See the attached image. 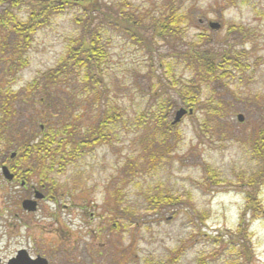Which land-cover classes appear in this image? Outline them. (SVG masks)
Returning <instances> with one entry per match:
<instances>
[{
  "label": "rangeland",
  "instance_id": "374dc122",
  "mask_svg": "<svg viewBox=\"0 0 264 264\" xmlns=\"http://www.w3.org/2000/svg\"><path fill=\"white\" fill-rule=\"evenodd\" d=\"M96 2L91 35L100 37L107 54L101 97L96 101V92L82 94L83 84L75 80L64 85V92L82 133L98 128L106 111L114 122L104 118L108 125L102 142L83 150L67 172L54 176V196L51 187H41L32 160H10L29 137L46 131L44 124L33 122L42 119L44 109L24 103L12 109L17 111L9 122L14 132H6L11 145L4 139L0 145L1 264L20 250L49 264L232 263L243 251L230 241L245 205L240 186L260 168L252 145L264 128V0ZM123 11L141 20L140 31L151 42L150 49L107 17ZM172 12L181 19L183 34L163 40L156 31ZM13 13L25 21L29 6ZM89 15L78 2L54 18L36 34L19 68L10 55L17 38L10 25L4 28L0 90L9 87L29 98V85L59 64L68 46L81 37ZM210 23L219 24V30H212ZM232 27L242 31H230ZM192 44L217 54L231 52L242 65L214 82L193 80L195 72L176 55ZM190 82L200 87V110L175 126L165 144L156 130L158 106L170 97L176 102L167 116L172 124L176 111L186 109L182 98L194 95ZM9 161L16 173H24L25 189L3 178L2 163ZM32 188L46 196L34 213L22 207L33 198ZM157 196L180 203L156 212L150 200ZM260 199L264 209V188ZM249 235L250 260L240 257V264H264V215L252 224Z\"/></svg>",
  "mask_w": 264,
  "mask_h": 264
},
{
  "label": "trees",
  "instance_id": "16d2710c",
  "mask_svg": "<svg viewBox=\"0 0 264 264\" xmlns=\"http://www.w3.org/2000/svg\"><path fill=\"white\" fill-rule=\"evenodd\" d=\"M81 3L86 12L90 13L88 20L82 23L84 27L82 28L81 37L68 46L65 57L53 70L29 85L26 90L29 92V98L21 96L20 93H12L9 87L0 90V113L2 114H0V145L3 139L11 145V137H7L6 132L9 134L14 132L12 130L13 126H10L9 122L17 113L16 110L12 109H19L17 108L18 104L24 103L33 107L38 104L40 108L44 109L42 119H35L33 122L34 124H44L46 131L39 137H29V141H25L21 145L19 159L29 158L33 161L35 164L33 173L39 176L41 186L51 187L49 194L53 195V190L56 189L54 176L67 172V169L75 164L79 157L84 155L83 150H91L102 142L104 139L102 131L108 125L105 122L106 118L108 122H114L113 117L110 118L108 111H106L105 119L101 120L98 128H88L86 132L82 133L77 121L71 116L73 111L67 104L68 97H65L67 94L64 92V85L70 81L72 82V80L82 82L84 87L81 89L82 94L87 93L90 95L91 92H96L94 94L95 98H93L96 101L100 99L101 88L104 87L103 66L107 54L101 45L100 37L91 35V27L95 22L92 13L98 11V5L96 0H86ZM6 4H10L8 8H5ZM77 4L78 2L75 0H0V10L1 7L5 8L3 11L1 10L2 12L0 11V32L10 25L17 38V41L14 42V48L10 51V55L15 56L16 59L12 63L13 66L19 68L18 62L21 63L39 31L48 28L54 18L66 14ZM24 5L29 6V14L25 21H20L13 10H19ZM107 17L118 26L124 27L125 31L132 33L135 39H139V42L144 43L147 47L150 46L151 42L140 31L144 27L141 20L133 14L123 11L119 12L117 17ZM76 22L79 23V21ZM181 24L183 23L176 12H172L166 19L160 21L156 36L163 40L169 38L180 39L183 34ZM230 31L241 32L242 29L232 27ZM6 39H8L7 36ZM4 44L3 50L5 51L6 43ZM176 55L178 61H182L187 69L195 72L193 80H199L203 83L220 80L223 76L229 75L231 67L240 68L242 65V62L234 57L231 52L217 54L212 50L201 49L200 46L193 44L184 53H177ZM4 72H7V70H4ZM190 85L195 92L191 98L181 97L183 106L197 112L200 110L197 99V96L200 95V87L192 82H190ZM60 101H62L61 104ZM177 106L171 97L158 106L159 115L156 118V130L165 144L173 137V130L176 129L172 124H168L167 116ZM189 117L191 119L193 115ZM175 137L178 138L176 133ZM252 151L254 157L260 163V168L240 186L245 196V205L240 215V226L237 235L232 237L230 241L238 243L243 251L237 252L238 260L235 259L229 264H240V257H245L247 261L250 260L251 252L248 245L250 244L251 235H249V231L252 224L264 215L260 199L264 188V128L254 140ZM178 200L173 197L157 196L150 200V205L154 208V211L159 212L175 205L174 202L180 203ZM116 226L118 227L117 223ZM113 229L114 226L111 227V231Z\"/></svg>",
  "mask_w": 264,
  "mask_h": 264
},
{
  "label": "water",
  "instance_id": "95a60500",
  "mask_svg": "<svg viewBox=\"0 0 264 264\" xmlns=\"http://www.w3.org/2000/svg\"><path fill=\"white\" fill-rule=\"evenodd\" d=\"M75 1L79 2V1H85V0H75ZM209 27L212 30H219L220 25L217 23H210ZM188 114L192 115L193 110L187 111L183 108L179 109L175 114V118L172 123L173 126H176L177 124H179L182 121V119ZM238 119L239 121H242L243 117L239 116ZM15 156L16 154H13L12 157H15ZM2 173L6 179L11 180L14 178V176L10 173V171L7 168H3ZM43 198L44 196L41 193L36 192L34 201L26 200L22 204V207L27 212H35L37 210V201L42 200ZM0 264H1V260H0ZM7 264H49V262L42 257H37L36 259H32L27 251L21 250L17 253L16 257L12 258Z\"/></svg>",
  "mask_w": 264,
  "mask_h": 264
},
{
  "label": "flooded vegetation",
  "instance_id": "af4514ba",
  "mask_svg": "<svg viewBox=\"0 0 264 264\" xmlns=\"http://www.w3.org/2000/svg\"><path fill=\"white\" fill-rule=\"evenodd\" d=\"M12 159H14V157H12ZM11 159V160H12ZM6 164H9L10 165V168H9V166H4V165H2V167H1V169L3 168V167H8L9 168V171L11 172V174L13 173V175H14V178L13 179H11V180H9V179H6V178H4L6 181H8V182H10V183H18L22 188H26L27 187V179H26V177L24 176V173H16V167H15V165H13V162L12 161H9L8 163H6ZM24 182H26V183H24ZM25 185H24V184ZM37 191H39V190H36L35 188H32V197L34 198V195H35V193L37 192ZM40 192V191H39ZM32 198V199H33ZM31 199V200H32ZM44 199H46V198H44ZM28 200V199H27ZM30 200V199H29ZM42 201H44V200H42ZM38 205H39V202H38Z\"/></svg>",
  "mask_w": 264,
  "mask_h": 264
}]
</instances>
